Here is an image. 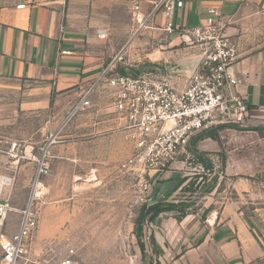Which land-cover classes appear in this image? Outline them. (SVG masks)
<instances>
[{"label":"crops","instance_id":"0c3cea01","mask_svg":"<svg viewBox=\"0 0 264 264\" xmlns=\"http://www.w3.org/2000/svg\"><path fill=\"white\" fill-rule=\"evenodd\" d=\"M156 1L143 0L144 10L152 11ZM182 1L183 7L177 8L172 17L176 32L165 31L167 18L160 12L153 28L142 34L145 37L140 43L130 33L131 0H0V141L5 139L10 144L12 136L22 129L23 139L30 138L43 131L44 123L58 128L73 105L118 56L124 68L137 67L140 72L120 73L153 71L182 90L201 59V49L180 32L181 28L204 25L211 9L219 11L225 21L241 11L264 12V0ZM234 32L229 28L227 35ZM238 40L239 43L232 39L239 53L234 66L239 81L236 92L246 99L249 115L246 123L238 126L242 128L223 129L231 139L236 138L231 140L236 145L230 148L229 142L222 143L230 148L222 164L226 174L241 179L234 185L237 193L249 196L255 188L249 172L257 166L264 167V136L251 130L264 128V43ZM181 44L184 49L180 52ZM137 46L142 49L136 51ZM172 48H177L174 55L168 51ZM142 50L147 51L145 57ZM145 58L152 65H145ZM177 63L182 70L168 74L172 64ZM145 67L148 70L144 71ZM91 100L92 107L73 119L68 137L76 141L81 134L91 133L84 140L91 146L92 136L126 134L107 86L97 87ZM79 118L84 119L82 124ZM222 145L207 138L199 141L196 148L200 152H220ZM251 149H256L252 160L246 157ZM169 195L168 189H156L154 202L165 201ZM252 227H259L255 219L246 218L236 203L229 201L221 213L206 222L196 216L179 221L163 214L154 222L152 236L161 264H251L264 256Z\"/></svg>","mask_w":264,"mask_h":264},{"label":"rangeland","instance_id":"374dc122","mask_svg":"<svg viewBox=\"0 0 264 264\" xmlns=\"http://www.w3.org/2000/svg\"><path fill=\"white\" fill-rule=\"evenodd\" d=\"M229 28L235 31L230 35L235 42L245 38L264 43V12L241 11L235 18L226 21V31ZM144 37H138L140 43H143ZM141 49L137 46L135 50ZM179 49L183 51L184 45L181 44ZM176 50L172 48L168 51L174 55ZM146 52L142 50V56L145 57ZM147 61L148 58L143 60L145 65H152ZM172 65L168 74L175 75L173 72L182 70L181 64ZM117 66L119 71L140 73L137 67L128 70L120 62ZM145 70L148 68L145 67ZM78 120L82 124L84 119ZM64 123L58 128L44 123L43 131L26 139H23L22 129L12 136L10 144L0 145L7 152L13 143L18 145L13 152L17 154L16 158L0 154V175L12 182L10 187H5L2 196L16 210L7 221L6 234L9 236L17 231L19 210L25 207L32 193L37 170L33 157L42 155L48 135L57 132ZM73 123L74 120L63 127L59 134L62 142L50 146L46 156L49 172L41 179L45 188L44 197L37 205L39 226L30 243L34 264H62L67 260H71L72 264L155 263L159 260V252L152 241L154 222L145 219L138 224V221L142 207L154 202V190L164 188L170 191V198L165 201L178 203L185 213L184 216L177 212L167 214L175 218L183 216L181 220L196 216L197 220L206 222L214 214L221 213L229 201L235 202L246 218L252 217L258 223L259 227H252L251 230L264 249V167L257 166L255 171L249 172L253 175L250 181L255 182L249 196L237 193L234 185L241 179L226 174L222 164L227 151L236 145L231 142L236 138L231 139L227 131H219V138L214 141L221 145L229 142L232 146L222 145L220 152L203 151L207 155L205 163L199 162L192 152L197 147L195 140L199 133L191 138L187 154L180 155L164 168L152 170L151 177L146 175L142 181L129 166V159L135 155V150L124 133L92 136L89 146V142L85 145L84 140L91 133L81 134L76 141L68 137V129ZM2 141L6 142L5 139ZM207 143L212 142L208 140ZM116 145L118 148H115ZM251 146L248 145V148ZM255 150H247L249 155L246 157L252 160ZM262 160L260 156L259 161ZM209 161L213 163L212 168H209ZM142 182L151 186L149 193L143 192ZM140 244L145 245L144 257ZM251 264H264V256Z\"/></svg>","mask_w":264,"mask_h":264},{"label":"built area","instance_id":"2783aa9c","mask_svg":"<svg viewBox=\"0 0 264 264\" xmlns=\"http://www.w3.org/2000/svg\"><path fill=\"white\" fill-rule=\"evenodd\" d=\"M183 5L182 0H158L152 11L147 13L143 0H131L132 38L136 39L153 28L160 12L167 18L165 31L175 33L172 17L176 9ZM205 21L204 25L180 29L201 49V59L182 90L153 71L138 75L120 73L117 64L122 57L118 56L73 105L64 126L92 107L91 97L97 87L107 86L112 91L115 112L123 121L125 138L132 142L135 150V155L129 159V166L142 181L146 175L151 177L152 170L164 168L180 155L187 154L193 136L219 126H243L249 115V105L236 92L239 85L234 73L239 59L237 46L227 35L226 21L219 11L209 10ZM63 127L50 133L42 155L33 157L37 170L32 193L25 207L19 210L17 231L10 236L6 234L7 221L16 210L0 192V264H34L30 243L39 226L37 205L44 197L45 188L41 179L49 172L46 162L48 149L62 142L59 134ZM3 144L9 143L0 141V145ZM17 146L13 143L8 152L0 147V154L16 158L17 154L13 152ZM141 188L145 193L151 191L146 182H142ZM62 264H72V261Z\"/></svg>","mask_w":264,"mask_h":264},{"label":"trees","instance_id":"16d2710c","mask_svg":"<svg viewBox=\"0 0 264 264\" xmlns=\"http://www.w3.org/2000/svg\"><path fill=\"white\" fill-rule=\"evenodd\" d=\"M123 73H125L123 71ZM225 127L227 126H219L217 128H213L207 131H204L202 133H200L195 140V146L196 144L201 141L204 140L206 138H211L213 140H218L219 138V131H222ZM237 128V127H234ZM251 130H255L258 131L260 133L261 136H264V128H256V129H251ZM195 158H197V160L199 162H203L205 163V157L207 156L206 153H202L200 152L196 147L192 150ZM209 168H212V161H209ZM180 213L184 216V210L181 209V206L178 203L175 202H169V201H162V202H153L151 204H145L140 212L139 215V221L138 224H140L143 220L148 219L150 222H155L157 220V218L163 214H167V213ZM182 216V217H183ZM182 217H176L177 220H181ZM152 241H153V245L156 246L155 244V239L152 236ZM141 253L143 255V257L145 256V245L144 244H140L139 245ZM159 252V250H158ZM153 264H161L159 260H156L155 263Z\"/></svg>","mask_w":264,"mask_h":264},{"label":"bare ground","instance_id":"6f19581e","mask_svg":"<svg viewBox=\"0 0 264 264\" xmlns=\"http://www.w3.org/2000/svg\"><path fill=\"white\" fill-rule=\"evenodd\" d=\"M11 179L0 175V192L3 193L5 187H10ZM3 195V194H2Z\"/></svg>","mask_w":264,"mask_h":264}]
</instances>
